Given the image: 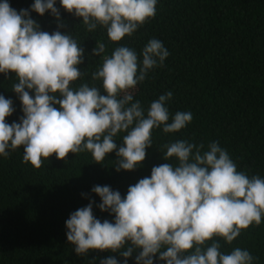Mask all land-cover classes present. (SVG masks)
<instances>
[{
	"label": "clouds",
	"instance_id": "obj_1",
	"mask_svg": "<svg viewBox=\"0 0 264 264\" xmlns=\"http://www.w3.org/2000/svg\"><path fill=\"white\" fill-rule=\"evenodd\" d=\"M56 2L35 0L31 11L40 16L50 11L59 21ZM157 3L60 0L65 11L82 18L89 32L102 27L115 44L154 18ZM105 52L104 43L92 50L97 57ZM140 55L142 61L135 49L118 46L111 55H103L101 66L92 73L102 88L88 83L74 88L84 75L78 67L84 63V50L77 40L61 31H41L29 10L17 12L7 0L0 3V74H15L11 87L23 106L20 122L9 124L13 102L0 95V156L22 148L23 163L39 170L53 155L67 164L69 154L87 152L95 163L103 164L115 151L116 171H134L152 147L154 129L175 134L193 120L191 112L177 111L169 122L170 91L152 101L146 114L139 100L133 102V90L149 71L163 67L170 53L153 38ZM122 133L123 145L117 150L114 141ZM204 147L188 140L164 144L160 150L164 159L177 163L154 166L150 177L129 186L126 197L109 186H94L92 192L102 201L100 211L115 221L97 219L95 201L72 213L66 235L75 253L120 252L124 264L134 250H139L136 264H154L157 254L166 264H254L258 258L248 250L236 247L223 253L219 240L231 245L243 231L261 224L264 178L239 171L218 142L202 151ZM101 264L118 261L109 257Z\"/></svg>",
	"mask_w": 264,
	"mask_h": 264
},
{
	"label": "trees",
	"instance_id": "obj_2",
	"mask_svg": "<svg viewBox=\"0 0 264 264\" xmlns=\"http://www.w3.org/2000/svg\"><path fill=\"white\" fill-rule=\"evenodd\" d=\"M7 2L17 12L29 10L41 31H61L77 40L84 50V63L78 66L84 75L74 88L83 83L102 88L92 73L101 66L103 55H111L116 47L135 49L142 61L140 53L149 40H160L170 55L133 90V102L139 100L146 114L152 101L170 91L169 122L177 111L191 112L193 120L175 134L154 129L145 161L130 172L116 171L115 151L103 164L95 163L87 152L69 154L67 164L53 155L39 170L23 163L22 148L0 156V264H101L109 257L124 264L120 252L89 251L78 256L67 240L66 221L95 201L94 216L114 223L113 215L100 211L102 201L93 187L109 186L126 197L129 186L150 177L154 166L177 163L164 159L160 150L166 143L188 140L204 144V151L210 142H218L239 171L264 178V0H158L155 17L119 44L110 42L102 27L89 32L82 18L65 11L60 0L55 5L59 21L50 11L43 16L31 11L35 0ZM97 43L106 46L99 57L92 54ZM15 79V74H0V95L13 102L9 124L19 123L23 116L22 103L11 87ZM29 94L34 98V92ZM101 94L106 95L102 89ZM122 136L114 141L117 150L123 145ZM219 243L225 254L239 247L258 258L254 264H264V219L231 245ZM138 254L134 250L127 264H136ZM154 264L166 261L157 254Z\"/></svg>",
	"mask_w": 264,
	"mask_h": 264
}]
</instances>
